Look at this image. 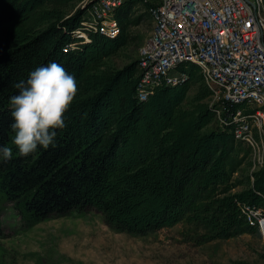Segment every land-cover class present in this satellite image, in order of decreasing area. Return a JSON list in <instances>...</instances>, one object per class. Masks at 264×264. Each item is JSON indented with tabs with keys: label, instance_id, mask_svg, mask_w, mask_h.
<instances>
[{
	"label": "trees",
	"instance_id": "16d2710c",
	"mask_svg": "<svg viewBox=\"0 0 264 264\" xmlns=\"http://www.w3.org/2000/svg\"><path fill=\"white\" fill-rule=\"evenodd\" d=\"M73 1L0 0V147L13 148L10 160L0 155V192L29 224L94 209L117 231L137 235L184 219L202 224L207 240L258 232L239 203L264 207V166L235 191L249 149L226 129L207 130L214 113L205 103L184 106L201 78L197 67L189 80L146 100L137 94V60L103 69L141 22L138 5L149 4L125 0L115 12L119 35L91 32L64 50L88 7L65 18L62 9ZM51 62L75 76L78 91L64 113L66 127L54 129L55 146L21 156L12 144L14 84Z\"/></svg>",
	"mask_w": 264,
	"mask_h": 264
},
{
	"label": "built area",
	"instance_id": "2783aa9c",
	"mask_svg": "<svg viewBox=\"0 0 264 264\" xmlns=\"http://www.w3.org/2000/svg\"><path fill=\"white\" fill-rule=\"evenodd\" d=\"M125 0H91L74 40L91 32L120 33L116 9ZM154 22L137 56V94L190 79L195 65L211 98L218 127L249 149L251 180L264 166V0H141ZM249 225L264 241V207L239 203Z\"/></svg>",
	"mask_w": 264,
	"mask_h": 264
},
{
	"label": "rangeland",
	"instance_id": "374dc122",
	"mask_svg": "<svg viewBox=\"0 0 264 264\" xmlns=\"http://www.w3.org/2000/svg\"><path fill=\"white\" fill-rule=\"evenodd\" d=\"M90 1L74 0L62 9L63 16L74 15ZM135 15H142L141 22L129 29L128 43L106 59L103 69H120L136 61L154 22L141 4ZM200 103L210 108L211 98L198 77L184 106ZM215 128L214 115L207 130ZM251 172L247 159L234 175L236 182L241 181L236 192L248 186ZM207 232L202 224L189 219L146 235L119 232L94 209L29 224L14 202L0 192V264H264V241L259 232L216 240H207Z\"/></svg>",
	"mask_w": 264,
	"mask_h": 264
},
{
	"label": "clouds",
	"instance_id": "9594fccd",
	"mask_svg": "<svg viewBox=\"0 0 264 264\" xmlns=\"http://www.w3.org/2000/svg\"><path fill=\"white\" fill-rule=\"evenodd\" d=\"M14 87L19 89V94L10 98L14 120L12 144L19 155L28 156L38 145L45 149L55 146L54 129L66 127L63 116L78 91L75 76L51 62L30 72L26 81L20 80ZM0 155L10 160L13 148L0 147Z\"/></svg>",
	"mask_w": 264,
	"mask_h": 264
}]
</instances>
